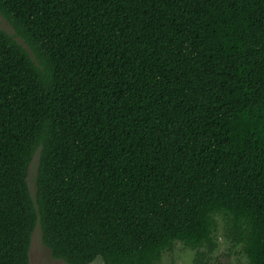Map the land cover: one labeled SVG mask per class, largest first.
<instances>
[{
    "label": "trees",
    "instance_id": "1",
    "mask_svg": "<svg viewBox=\"0 0 264 264\" xmlns=\"http://www.w3.org/2000/svg\"><path fill=\"white\" fill-rule=\"evenodd\" d=\"M0 13V264H31L37 223L63 264L204 259L219 228L264 264V0Z\"/></svg>",
    "mask_w": 264,
    "mask_h": 264
},
{
    "label": "rangeland",
    "instance_id": "2",
    "mask_svg": "<svg viewBox=\"0 0 264 264\" xmlns=\"http://www.w3.org/2000/svg\"><path fill=\"white\" fill-rule=\"evenodd\" d=\"M0 27L8 33H14L12 25L0 13ZM17 40L27 48L24 41L17 37ZM38 163V151L34 154L28 168L27 182L32 196L35 194V177ZM31 264H63L60 259L52 257L49 248L43 243L39 223L36 224L31 237L29 249ZM90 264H103L100 257H97ZM159 264H247L246 257L240 247L234 246L223 235L219 228L214 251L204 259H197L195 252L176 243L171 252L165 253Z\"/></svg>",
    "mask_w": 264,
    "mask_h": 264
}]
</instances>
